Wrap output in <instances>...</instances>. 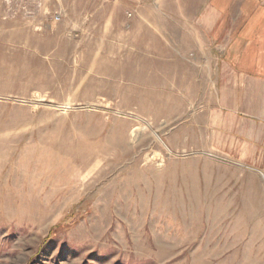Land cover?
Returning a JSON list of instances; mask_svg holds the SVG:
<instances>
[{
  "label": "rangeland",
  "instance_id": "rangeland-1",
  "mask_svg": "<svg viewBox=\"0 0 264 264\" xmlns=\"http://www.w3.org/2000/svg\"><path fill=\"white\" fill-rule=\"evenodd\" d=\"M130 3L0 0V264H264L253 141Z\"/></svg>",
  "mask_w": 264,
  "mask_h": 264
},
{
  "label": "crops",
  "instance_id": "crops-1",
  "mask_svg": "<svg viewBox=\"0 0 264 264\" xmlns=\"http://www.w3.org/2000/svg\"><path fill=\"white\" fill-rule=\"evenodd\" d=\"M130 5L134 30L149 39L143 50L159 61V71L150 74L182 85L215 84V114L231 125L227 131L238 136L232 139L243 146L253 141L264 175V0Z\"/></svg>",
  "mask_w": 264,
  "mask_h": 264
},
{
  "label": "built area",
  "instance_id": "built-area-1",
  "mask_svg": "<svg viewBox=\"0 0 264 264\" xmlns=\"http://www.w3.org/2000/svg\"><path fill=\"white\" fill-rule=\"evenodd\" d=\"M135 1L137 2V5H141L146 0H135ZM22 10H23L24 15L30 14V12L26 11L24 7L22 8ZM127 16H128V18H130V17H132V14L128 13Z\"/></svg>",
  "mask_w": 264,
  "mask_h": 264
}]
</instances>
